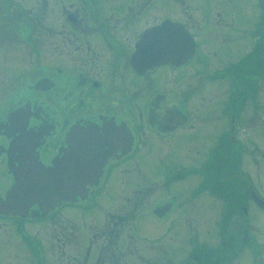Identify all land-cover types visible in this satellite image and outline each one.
Masks as SVG:
<instances>
[{
  "label": "flooded vegetation",
  "instance_id": "1",
  "mask_svg": "<svg viewBox=\"0 0 264 264\" xmlns=\"http://www.w3.org/2000/svg\"><path fill=\"white\" fill-rule=\"evenodd\" d=\"M254 1L250 52L258 65L259 52L264 61V0ZM223 2L0 0V196L34 168L52 169L66 158L60 163L65 170L80 171L84 157L94 159L91 171L97 172L84 196L45 213L39 203L24 215L0 212V228L6 226L0 264L42 260L46 249L33 225L64 230L61 211L73 208L79 218L83 206L106 211L111 221L100 233L107 242L92 261L90 242L79 264H120L136 244L119 246L124 234L118 226L129 224L137 210H148L161 228L148 264H264V191L253 183L257 157L253 151L243 157L239 119L247 94L242 74H250L249 94L255 95L259 72L253 65L243 72L234 58L241 16L227 22ZM207 35L211 51L200 47ZM207 55L232 60L221 73L231 79L227 92L212 104L203 88L212 77L195 83L191 67L196 62L206 69ZM127 191L133 196H125L122 210H109ZM131 201L130 209L124 202ZM131 238L127 232L123 241ZM139 246V264H146L149 246Z\"/></svg>",
  "mask_w": 264,
  "mask_h": 264
},
{
  "label": "rangeland",
  "instance_id": "2",
  "mask_svg": "<svg viewBox=\"0 0 264 264\" xmlns=\"http://www.w3.org/2000/svg\"><path fill=\"white\" fill-rule=\"evenodd\" d=\"M224 1V2H223ZM223 2V7L226 10L224 15L227 22H230L231 17L236 18L237 21V14L240 13L241 16V30L239 29L237 34V37H232V40L239 45L238 47V53H236L235 59H241L239 66L242 69L243 72H248L250 69V66L253 65L254 70H256L257 66L256 63H254L253 58L251 57L253 54L251 51L252 46V31L254 29V24L258 18V10L256 8V4L254 0H221ZM222 31V30H221ZM221 31H214L217 34H220ZM229 34L233 35L234 32L231 30L226 31ZM210 34V32L208 33ZM209 35L205 37L204 42H200V47L205 46V51L209 50L211 51V45L208 39ZM219 38H215L214 41H219ZM209 42V43H208ZM220 42V41H219ZM213 45V44H212ZM210 46V48H209ZM216 47V45H213ZM201 47V49H202ZM262 53L263 50H261ZM263 57V55H262ZM208 65L206 69L203 66H199L196 62L191 65L193 68L194 74L197 73L194 77L195 83L199 81V79H202V77L206 74L209 77H212V80L209 79V83L203 86V88L206 91V93H209V97L211 101L209 104L217 103L220 99V93L223 89L227 92V88L229 87V84L231 83V79L228 80V77H221V73L224 70V67L227 65H231V62L229 61H222L217 58H213L212 56H208ZM252 61V63H251ZM200 69H204L200 70ZM223 75V74H222ZM241 79V90L243 93H247L245 96H242L241 98V112H240V120H241V136L243 144V154L244 158L247 156L249 152L252 153V156L257 157V165H254L253 168L258 169V172L255 176L252 178H255L253 183L256 184L261 191H264V72L258 74V81L256 83L257 86V92L255 95L249 94V89L251 87V80H250V74L245 76L242 74ZM227 76V75H226ZM226 97V96H225ZM256 106V107H255ZM247 119L252 120L253 124L251 122H248ZM228 121V118L225 119ZM258 126V127H257ZM260 127L261 131H260ZM259 131H257V130ZM257 131V132H256ZM257 133L258 138L252 140L250 136ZM243 158V159H244ZM154 192H150L149 194H153ZM128 197L133 196L132 192H123V196L119 201L113 202L112 205L109 206V210H112L114 212V209L117 210V213H119L122 210V204L125 199V196ZM129 204L130 209L134 205V202H124V205ZM153 195L151 199L148 200V203L146 205V208H151L153 206ZM82 212L80 213V217L78 218L76 211L73 208L70 209H63L59 215L64 216L65 218V229L61 230L59 228H53L51 223H37L33 225L32 231L35 234H39V239L43 241V245L46 249V253L44 254V257L42 260L35 261V264H79L82 263L85 259V255L87 253V247L90 246V242L93 243L91 247V261L95 258V256L98 254L97 247L101 248V245L103 243L107 242V236H100V233L105 229V225L107 221H111V218L108 220V215L106 214V211H103L102 209H93V210H85V206L82 208ZM130 209H128L129 213H131ZM141 210V209H140ZM143 210V209H142ZM141 210V211H142ZM138 214H135L134 219L133 217L129 218V224H124L123 227H119L122 230V234H124L119 241V246L122 245V248H125L126 243L130 244V247H132L131 251L121 256L119 259L120 264H132L136 263L139 264L138 261V254H141V252L138 250L140 249L139 243H143L145 246H152L150 249L148 247V250H143L147 255H145L146 260L144 261L146 264L149 262L147 259L149 256L152 258L155 248L153 246L154 244V238L156 235H158V232H161V228L159 226V222L154 218L153 215L148 213L147 210L144 214H139V211L137 210ZM150 214V216H149ZM169 222V219L164 221L162 224V227H166ZM109 224V223H108ZM107 224V226H108ZM56 226H59L58 221H56ZM106 226V228H107ZM4 227H6L4 224H1V230H4ZM140 231L143 236L148 237L149 240H145V242L142 240L139 241L138 236L136 234V231ZM65 235H64V233ZM127 232L129 234H132L135 239H125L123 241V238L127 237ZM129 238V237H128ZM60 241V242H59ZM113 246V245H112ZM12 248L16 246H11ZM118 252V251H117ZM123 253L124 250H123ZM110 254V250H108V255ZM107 255V259H108ZM24 257V256H23ZM165 258V257H164ZM41 259V258H40ZM111 263H114L112 261ZM117 263V262H115ZM165 263V262H164Z\"/></svg>",
  "mask_w": 264,
  "mask_h": 264
},
{
  "label": "water",
  "instance_id": "3",
  "mask_svg": "<svg viewBox=\"0 0 264 264\" xmlns=\"http://www.w3.org/2000/svg\"><path fill=\"white\" fill-rule=\"evenodd\" d=\"M63 161H67V158ZM63 161L52 169L34 168L23 182L7 191L5 199L0 196V212L24 215L30 206L39 203L41 211L45 213L64 199L73 200L77 194L84 196L85 185L92 183L97 176L96 171H91L94 159L82 157L80 171H75L77 168L73 166L65 170L66 166L60 165Z\"/></svg>",
  "mask_w": 264,
  "mask_h": 264
},
{
  "label": "trees",
  "instance_id": "4",
  "mask_svg": "<svg viewBox=\"0 0 264 264\" xmlns=\"http://www.w3.org/2000/svg\"><path fill=\"white\" fill-rule=\"evenodd\" d=\"M259 55L257 56L258 57V70L257 72L259 73H263L264 72V61L261 60L262 59V55H261V52L258 53ZM251 71L250 69L248 70V72Z\"/></svg>",
  "mask_w": 264,
  "mask_h": 264
}]
</instances>
